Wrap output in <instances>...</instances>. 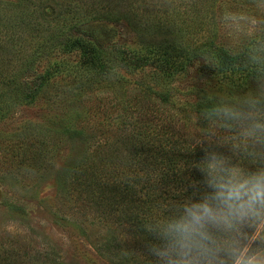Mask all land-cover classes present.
Wrapping results in <instances>:
<instances>
[{
	"label": "rangeland",
	"instance_id": "rangeland-1",
	"mask_svg": "<svg viewBox=\"0 0 264 264\" xmlns=\"http://www.w3.org/2000/svg\"><path fill=\"white\" fill-rule=\"evenodd\" d=\"M76 39L108 70L90 69L83 47L70 45ZM261 41L264 0H0V243L27 253L49 245L64 264H115L94 247L109 236L104 227L85 216L83 235L74 228L82 211L63 209L67 222L54 215L68 166L125 125L193 141L203 126L196 100L243 95L264 78L222 69L215 47L238 53ZM166 46L180 65L170 71L156 61ZM117 48L142 58L122 64ZM67 117L95 140L58 130ZM42 140L57 143L25 182L35 147L26 144Z\"/></svg>",
	"mask_w": 264,
	"mask_h": 264
},
{
	"label": "trees",
	"instance_id": "trees-1",
	"mask_svg": "<svg viewBox=\"0 0 264 264\" xmlns=\"http://www.w3.org/2000/svg\"><path fill=\"white\" fill-rule=\"evenodd\" d=\"M70 45L83 47L85 62L90 69L97 68L101 72L108 70L107 61L104 62L105 59L102 60L89 45L77 39L71 41ZM172 47L166 46L157 54L156 61L164 71L180 66ZM214 50L222 69L247 68L245 74L250 77H264V41L256 42L238 53L218 46ZM116 51L122 64L137 63L142 58L124 49L117 48ZM205 97L192 104L197 114L203 107ZM80 121L74 127L76 123H72L69 117L61 119L58 130L71 132V136L81 143L94 141L92 131L78 125ZM100 131L102 133L104 130ZM103 137L101 143L68 166L66 177L62 176V181L57 184L58 204L54 215L60 221L67 222L63 209L82 211L76 218L81 217L74 228L86 234L80 224L87 220L85 216H90L88 222L104 227L109 235L94 246L97 252L115 264H150L145 250L150 237L143 231V225L158 214L162 204L195 198L194 182H202L203 177L192 165L203 158L204 152L197 147L191 151L192 140L186 135L177 140L168 130L156 131V128L147 126L125 125L114 134H109L108 138L111 139L108 140L105 134ZM55 142L42 140L36 141V144H26L35 147L30 157L32 163L28 166L27 162V171L20 172L23 181L29 180L33 172L40 168L37 162H43L44 166V157L51 153ZM24 162L25 158L20 157L16 170L21 169ZM195 186L203 188L202 183ZM76 219L74 217V221ZM16 250L18 247L0 243V264H64L56 250L49 245L43 244L41 250L32 253Z\"/></svg>",
	"mask_w": 264,
	"mask_h": 264
},
{
	"label": "clouds",
	"instance_id": "clouds-1",
	"mask_svg": "<svg viewBox=\"0 0 264 264\" xmlns=\"http://www.w3.org/2000/svg\"><path fill=\"white\" fill-rule=\"evenodd\" d=\"M200 122L191 151L204 152L192 165L202 182L195 198L162 204L145 222L146 256L150 264H264V78L239 96L209 91Z\"/></svg>",
	"mask_w": 264,
	"mask_h": 264
}]
</instances>
